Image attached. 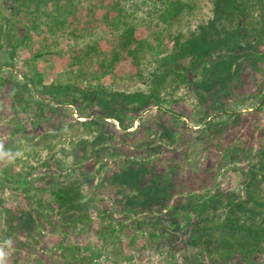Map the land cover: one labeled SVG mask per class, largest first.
Here are the masks:
<instances>
[{
  "label": "rangeland",
  "instance_id": "374dc122",
  "mask_svg": "<svg viewBox=\"0 0 264 264\" xmlns=\"http://www.w3.org/2000/svg\"><path fill=\"white\" fill-rule=\"evenodd\" d=\"M231 2L202 0L183 21L186 52L173 53V43L167 47L173 64L191 68L192 91L164 101L166 93L155 86L163 74L157 61L149 65L146 81L126 92L119 84L128 65L102 78L107 85L102 104L125 123L132 107L150 105L128 129L142 126L141 131L129 136L121 135L118 117L100 122L92 134H71L82 130L85 113L103 114L96 104L79 109L44 103L46 116L38 117L40 105L17 102L6 87L4 79L17 75L10 71L15 50L0 47L4 264H264V107L254 109L264 98V0L247 1L253 7L244 17L249 24H230ZM110 7L108 0L95 8L83 4L75 10L78 21L70 16L65 23L44 17L16 61L22 65L26 54L49 49L68 57L71 48L92 40L108 50L115 33L104 24ZM4 25L9 21L0 19V37ZM211 58L212 68L205 72L204 62ZM37 66L46 82L69 72L59 53L45 52ZM211 97L219 100L214 108ZM211 117L216 129L206 122ZM116 130L121 139L111 135ZM237 144L247 151L237 158L231 150L225 155ZM132 176H141L145 187L128 185ZM61 186L76 188L78 209L59 213L54 190ZM177 204L182 207L176 211ZM207 207L213 216L201 219ZM221 220L222 235L214 226ZM156 227L166 232L152 237ZM198 230L214 243L204 247Z\"/></svg>",
  "mask_w": 264,
  "mask_h": 264
},
{
  "label": "trees",
  "instance_id": "16d2710c",
  "mask_svg": "<svg viewBox=\"0 0 264 264\" xmlns=\"http://www.w3.org/2000/svg\"><path fill=\"white\" fill-rule=\"evenodd\" d=\"M103 1L105 0H0V19L9 21V25L2 26L0 47L7 44L8 48L15 50L12 54L14 60L11 62L10 71L15 75H22V78L17 75L14 78H5L4 82L17 102H24L31 104V106L32 104L40 105L41 110L36 114L38 117L46 116L45 108H43L44 103L73 104L79 109L82 107L84 109L92 108L96 104L100 109H103L101 110L103 114L97 113L95 118H91L93 114L84 112L88 114V119L81 121L82 130H73L71 132L73 135L92 134L94 128L100 129L98 127L100 122L108 123L107 119L111 117H118L122 124L121 135H134L141 131L142 126L137 127L133 132H128L129 127L139 117V114L150 109V105H142L138 108V111H135L137 107H132L130 121L128 124L125 123L124 117H120L116 113L112 114L102 104L101 93L107 89V85L101 83L102 78L115 72L119 66L128 65L130 71L119 84L126 92L136 87L138 83L146 81L145 78H147V73L150 70L149 65L157 61L163 74L161 81L156 82L155 86L157 90H164L166 93L167 96L163 98L164 101H168L169 97L175 100L173 93L176 94L178 91H192L191 68L186 65L173 64L175 58L173 54L167 52V47L173 43V53L186 52L189 46L188 40L184 38L186 32L184 31L183 21L202 7V0H108L111 7L106 13L104 24L112 27L115 32L111 34L112 42L108 50H105L106 48L99 42L92 40L71 48L73 50L68 57L56 49H49L39 52L34 51V54H26L22 65L15 59V56L21 54V51L35 35L36 28L39 27V23L41 20L43 21L44 17L53 20L52 23L54 24L65 23L68 17L76 15L75 10H80L81 5L84 4L86 8H95ZM247 1L232 0L230 4V24L240 23L241 21L246 22L247 18L244 17L250 15L253 8L251 4H247ZM218 2L220 3V0ZM140 11H144V14H141ZM74 18L78 21V16ZM249 21L246 23H251ZM208 34L212 37L213 32H208ZM45 52L47 54L59 53L63 56V59L68 62L69 72L65 75L56 74L50 82H46L43 71L37 66V59ZM212 65V58L206 60L204 71L209 72ZM151 75L156 76L158 73L152 71ZM209 78L213 79L212 76H209ZM94 80L96 83H93ZM23 93H26L27 96L23 97ZM94 97L96 102L92 100ZM218 101L217 97H211L210 106L214 108ZM82 103H85V105L83 106ZM259 107H264V98L259 106L254 109ZM239 116L237 113V117ZM206 122L210 125V128L214 127L216 129L213 117ZM118 134L117 130L111 133V135H116L117 138L121 139V135ZM261 148H264V145ZM230 150L233 158H237L238 153L247 151L242 148L241 144H237L232 148L227 147L225 155ZM259 161L263 162L261 159ZM148 174V172H142L144 176ZM146 184L147 182H144L141 176L136 178L132 176L131 181L128 182V185L137 188V190L145 187ZM75 189L61 186L54 190L60 214L78 209L79 204ZM180 205L177 204L176 211L182 207ZM211 214L207 207L203 208L199 217L203 219L206 215L213 216ZM215 214L217 215V213ZM82 218L78 217L77 219L81 222ZM202 221L204 222V220ZM157 223L155 222V224ZM214 223V226L219 227L216 232H219L220 235L225 234L223 221ZM205 228L208 230L209 226ZM163 230L164 228L156 227L150 234L152 237L160 236ZM197 234V238L204 247L214 243V237L207 234L205 230H198ZM173 248L177 251L181 249L178 244L174 245ZM67 264H75V262H68Z\"/></svg>",
  "mask_w": 264,
  "mask_h": 264
},
{
  "label": "clouds",
  "instance_id": "9594fccd",
  "mask_svg": "<svg viewBox=\"0 0 264 264\" xmlns=\"http://www.w3.org/2000/svg\"><path fill=\"white\" fill-rule=\"evenodd\" d=\"M4 259H5V253H4L3 249L0 248V264H4Z\"/></svg>",
  "mask_w": 264,
  "mask_h": 264
}]
</instances>
